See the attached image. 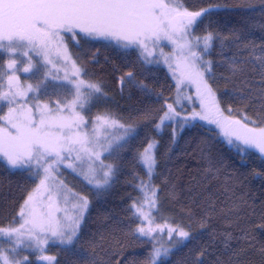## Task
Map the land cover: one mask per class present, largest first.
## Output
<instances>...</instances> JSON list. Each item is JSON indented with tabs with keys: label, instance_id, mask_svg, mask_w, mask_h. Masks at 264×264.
Segmentation results:
<instances>
[{
	"label": "trees",
	"instance_id": "obj_1",
	"mask_svg": "<svg viewBox=\"0 0 264 264\" xmlns=\"http://www.w3.org/2000/svg\"><path fill=\"white\" fill-rule=\"evenodd\" d=\"M182 3L191 11L209 4L222 6L215 10L210 26L205 19L194 31L198 36L218 32L224 40L223 45L219 39L214 41L206 55L213 61L209 84L225 116H247L257 121L250 127L264 126V74L253 59L264 55V0ZM76 39L79 43L70 42L69 50L86 70L82 78L100 83L106 94L87 104L85 115L91 120L108 114L129 134L105 156L114 173L107 186L97 189L78 183L89 198L80 239L75 252L60 244L49 245L53 264H138L145 260L153 241L131 235L139 220L132 216L130 205L141 198V181H148L140 154L152 142L156 167L151 183L158 188L157 213L191 234L159 264H264V154L238 141L228 144L216 127L198 121L186 126L173 142L171 123L156 127L175 94L167 70L147 64L137 49L102 39ZM249 42L256 46L255 53L244 48ZM232 57L247 61L244 72L232 75L223 62ZM5 58L0 55V71ZM129 72L131 79L126 75ZM35 184L27 170L10 169L0 159V228L16 225L21 205ZM200 252L204 255L197 260ZM29 261L45 264L33 256Z\"/></svg>",
	"mask_w": 264,
	"mask_h": 264
},
{
	"label": "snow or ice",
	"instance_id": "obj_2",
	"mask_svg": "<svg viewBox=\"0 0 264 264\" xmlns=\"http://www.w3.org/2000/svg\"><path fill=\"white\" fill-rule=\"evenodd\" d=\"M221 7L219 4H209L198 11H191L184 6L182 0H0V49H5L9 54L20 52L22 56L27 57V64L23 68L18 67L16 59H10L7 64L12 74L7 77L8 91L0 92V105L6 102L10 107L9 115L0 118L4 121V124H0V158L12 169H31L35 166L38 170L36 174L42 169L44 177L40 180L37 191L42 189L43 192H51L48 183L50 179H54V170L77 150V146L81 151H89L86 147L89 144L87 134L81 132L85 118L77 111V107L82 109L85 104H90L94 99L99 100L106 94L100 83L86 82L81 78L86 74V70L68 51V46L64 43L65 33L70 34L77 44L78 36L91 40L115 41L123 48L134 45L141 49L142 53H147V56L152 55L150 44L158 45L160 41L167 40L177 45L185 68L181 76L196 85L197 96L200 98L201 111H194L191 120L199 117L215 124L228 138L229 144L238 141L247 148L264 154V126L250 127V124H256L257 121L247 116L243 119L225 116L215 92L206 79V73L209 77L213 74V61L204 57L214 47V41L219 39L223 45L224 40L218 32L206 31L203 36H197L194 31L205 19L209 20L210 26L215 10ZM235 39L239 40V37ZM244 48H250L252 53L256 51L253 42L244 44ZM53 51L57 60L66 66L70 65L72 69L71 76L65 71L62 78L68 81V84H62L60 87L74 88L75 94L73 99L65 104L57 101L55 108L47 103H36L33 111V107L21 103V100L30 92H39L42 86L45 88L44 94H47L45 82L49 76L53 80L61 79L54 74L59 72V68L51 59ZM30 53L41 58L43 64L38 66ZM169 59L165 57L164 62L171 68ZM253 59L259 62L264 74V55H254ZM223 62L228 65L232 75H236L244 72L247 61L237 62L236 58L232 57L225 58ZM41 68L47 71L43 74L44 79L35 88L32 85L26 88L19 85V77L15 75L17 71L35 75ZM126 75L131 79V72ZM123 79L122 77L121 80ZM167 109L156 126L158 130L165 121L175 120L179 116L172 104H167ZM96 120L101 124L117 123L108 114L98 115ZM183 120L185 123L190 122L189 117H184ZM180 127L182 129L184 124ZM175 134L174 131L173 142ZM154 147L155 144L150 143L140 154V163L145 167L148 181H141L138 186L141 198L130 205L132 216L140 221L131 235L138 240L147 237L154 242L145 260L138 264H159L161 258L168 257L172 251L170 247L157 246L156 237L153 235L163 231L159 225L152 226L155 222L153 210L158 211V188L151 183L156 167V158L152 151ZM240 151H245V148H240ZM95 155L99 158L98 153ZM104 167L107 171L103 172L102 180L96 179L94 170L91 175H84L88 184L97 189L109 184L114 174L113 166ZM47 199L46 205L38 204L36 197L30 193L19 211L23 223L18 228H0V234L15 237L17 247L24 243L26 238L29 241L28 246L34 247L39 253L45 252L44 245L49 240L65 246L69 252H75L80 239L81 223L89 206L88 198L80 196L79 205L74 206L77 215L75 218H65L63 222L56 215L61 212L57 201L52 195ZM204 226L201 223V227ZM174 232L180 238L179 243L191 238L190 232L183 228L168 227L170 239ZM41 236L44 239H41ZM228 238L231 239V234H228ZM12 251H15V248ZM261 251L264 252V249ZM203 255L204 253L200 252L197 260ZM36 259L53 264L55 257L41 254ZM0 264L31 262L28 257L10 259L5 252L0 251Z\"/></svg>",
	"mask_w": 264,
	"mask_h": 264
},
{
	"label": "rangeland",
	"instance_id": "obj_3",
	"mask_svg": "<svg viewBox=\"0 0 264 264\" xmlns=\"http://www.w3.org/2000/svg\"><path fill=\"white\" fill-rule=\"evenodd\" d=\"M194 35H196L195 32ZM70 42H74L71 39V35L65 33L64 43L67 44L69 52H70L69 50ZM111 42L118 45L115 41H111ZM129 48L137 49L141 54V58L147 64L162 65L167 70L169 75L172 77L175 83V94L170 104L173 105L175 111L179 113V116L175 120L165 121L164 124L171 123L172 132L175 131L176 133L175 137H176L186 126L190 125L191 122H193V120H191L192 113L194 111L195 112L201 111L200 98L197 96L196 85L194 83H191L187 79H183L181 76V73L185 72V68H184L183 59L181 57L180 49L177 47V45L172 44L170 41L167 40L160 41L158 45L150 44L149 48L152 51L151 56H147V53H142V50L134 45ZM129 48H125V49H129ZM194 50L199 51V49H194ZM161 52H163V55H161ZM0 55H4L6 57L4 66H2V69L0 71V92H6L8 91L7 77L12 74V71L7 68V64L9 60L16 59L18 62V67L23 68L27 64V57L22 56V53L20 52L9 54L5 49H0ZM30 55H32L33 61L36 62L38 66L39 64H43V60L37 57L34 53H30ZM145 56H147V59H145ZM165 57L170 58L169 63H171L172 65L171 68L167 63L164 62ZM204 58L207 59L206 55ZM51 59L59 68V72L58 73L54 72V74L58 75L61 79L53 80L52 77L49 76L48 80L45 82L47 94H44L45 88L44 86H42L39 92L37 93L30 92L26 98L21 100V103H26L28 106L33 107V111H35L34 105L36 103H41V104L47 103L50 105V107L55 108L57 101H59L61 104H65L71 101L74 97L75 94L74 88L60 87V85L62 84L63 85L68 84V81L63 80L62 78L65 74V71H67L71 76V71H72L71 66L70 65L66 66L60 60H57L56 53L54 51L51 53ZM45 71H47V69L41 68L40 72L36 73L35 75H33L32 73H23L22 71H17L15 75L19 77V85L22 88H26L28 85H32L35 88L36 85L39 84L40 81L44 79L43 74ZM206 79H208V83H209V75L207 73H206ZM48 92L54 93V97L51 98L48 97L49 94ZM65 92L67 93L66 96L64 94H61ZM86 105L87 104H85L84 108L82 109L77 107V111L80 112L81 115H83L85 118V125L82 127L81 132L87 134L89 144L86 147L89 149V151L87 152L81 151L79 150V146H77V150L73 151L71 155L68 156L54 170L53 172L54 179H50L48 183V187L51 189V192H43L42 189L37 191V186L40 184V180L43 179L44 177V173L42 169L39 170V174H36L38 170L35 168V166H33L31 169H27V168L22 169V170H27L29 174L36 181V184L30 193L34 197H36L38 204L42 203L46 205L48 203L47 197L49 195H52L54 200L57 201V204L61 209V212L56 213V215L61 219L62 222L65 220V218H75V216L77 215L76 207L74 206L79 205L80 196H85L79 190L78 183L85 182L88 184V182L84 179V175H91L92 170H94L96 173V179L102 180L103 172L107 171V169L104 166L110 165V163H108L105 159L106 154L108 153V151L111 150V148L114 145L121 142L129 134L128 128H126L125 126H121L119 122L115 124H111V123L101 124L96 120L97 116L89 120V118L85 115L84 112ZM9 107L10 106L6 102L0 105V118L7 117L9 115ZM12 107H15V105H12ZM184 117H189L190 122L185 123L183 120ZM194 121L202 122L206 125L209 124V126L211 127H216L219 130V133L228 143V138L224 135L222 130L219 127H217L215 124L209 123L206 120H201L199 117H197ZM0 124H4V121L0 120ZM181 124H184V127L182 129L180 127ZM152 151L155 154V149H153ZM96 153L99 154V158H97V156L95 155ZM77 157L79 158L77 159ZM0 159L4 162V164L7 167H9L2 158ZM69 165H71L72 167H69ZM15 170H20V169H15ZM152 215L155 217V222L152 226L156 227L157 225H159L163 228V231H158L153 234L156 237L155 243L157 244V246L163 245L164 247H170L173 250L174 248L182 244L178 242L180 238L176 235L175 232L172 234L171 239L169 238L168 227H172V228H176V227H174L169 222H167L166 219L160 218L156 210H153ZM22 223H23V219L18 215V220L16 225L14 224L12 226H8L3 229L18 228ZM41 239H44V237L41 236ZM28 244L29 241L25 238L24 243L20 244L17 247L15 237L10 238L4 236L3 234H0V251L5 252V254L8 255L10 259L12 258L21 259L23 257H28L29 260L30 257L33 256V258L37 260L36 257L41 254L55 257L54 255H51L47 251V247L51 244H59V243L53 240H49L48 243L44 245L46 249L44 253L37 252L34 247H29ZM13 248H15V251H12ZM37 261L48 264V262L46 261H39V260Z\"/></svg>",
	"mask_w": 264,
	"mask_h": 264
}]
</instances>
